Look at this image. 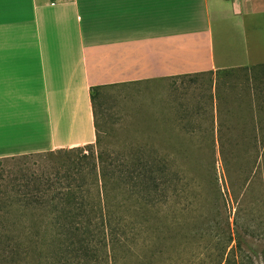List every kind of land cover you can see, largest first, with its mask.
<instances>
[{
  "label": "crops",
  "instance_id": "1",
  "mask_svg": "<svg viewBox=\"0 0 264 264\" xmlns=\"http://www.w3.org/2000/svg\"><path fill=\"white\" fill-rule=\"evenodd\" d=\"M261 62L264 0H0V158L95 143L94 86Z\"/></svg>",
  "mask_w": 264,
  "mask_h": 264
},
{
  "label": "rangeland",
  "instance_id": "2",
  "mask_svg": "<svg viewBox=\"0 0 264 264\" xmlns=\"http://www.w3.org/2000/svg\"><path fill=\"white\" fill-rule=\"evenodd\" d=\"M95 107L102 147L126 151L141 143L168 152L197 186L199 199L181 218L185 222L166 230L167 236L140 238L139 248L148 242L160 251L155 264L201 258L213 264L225 245L214 233L227 229V220L248 256L245 264H264V62L105 87L96 94ZM63 159L33 153L3 160L0 167L41 171ZM162 223L171 224L168 218Z\"/></svg>",
  "mask_w": 264,
  "mask_h": 264
},
{
  "label": "trees",
  "instance_id": "3",
  "mask_svg": "<svg viewBox=\"0 0 264 264\" xmlns=\"http://www.w3.org/2000/svg\"><path fill=\"white\" fill-rule=\"evenodd\" d=\"M116 85L91 89L97 148L92 143L88 153L82 146L40 152L64 157L41 171L0 167V264H155L160 251L148 242L139 248L140 238L167 236L166 230L193 212L197 186L171 154L141 143L126 151L101 146L95 96ZM219 144L224 150L223 140ZM166 218L171 224L162 223ZM227 221L221 234L211 230L217 241H225L213 264H245L248 256ZM181 264H205V259Z\"/></svg>",
  "mask_w": 264,
  "mask_h": 264
}]
</instances>
